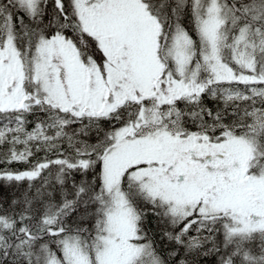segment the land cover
<instances>
[{
    "label": "snow or ice",
    "instance_id": "snow-or-ice-1",
    "mask_svg": "<svg viewBox=\"0 0 264 264\" xmlns=\"http://www.w3.org/2000/svg\"><path fill=\"white\" fill-rule=\"evenodd\" d=\"M0 264H264V0H0Z\"/></svg>",
    "mask_w": 264,
    "mask_h": 264
}]
</instances>
